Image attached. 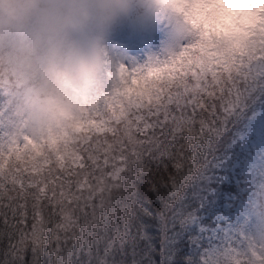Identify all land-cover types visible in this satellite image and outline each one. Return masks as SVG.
<instances>
[{
  "label": "snow or ice",
  "instance_id": "6c2138e0",
  "mask_svg": "<svg viewBox=\"0 0 264 264\" xmlns=\"http://www.w3.org/2000/svg\"><path fill=\"white\" fill-rule=\"evenodd\" d=\"M199 56L189 50L130 68L135 71L114 86L111 103L97 110V123L68 146L52 148L0 127V222L21 233V242L39 246L58 216L52 233L59 241L78 215L99 217L134 163L174 156L177 169L189 167L193 157L183 141L219 136L243 105L246 86L264 83V74L222 77ZM241 236L205 264H264V242Z\"/></svg>",
  "mask_w": 264,
  "mask_h": 264
},
{
  "label": "trees",
  "instance_id": "16d2710c",
  "mask_svg": "<svg viewBox=\"0 0 264 264\" xmlns=\"http://www.w3.org/2000/svg\"><path fill=\"white\" fill-rule=\"evenodd\" d=\"M214 48L200 61L218 75L254 78L264 74V25L255 31L244 52ZM4 50L7 55L0 52V111L3 101L16 93L25 96L32 107L33 98L21 90L24 79L18 74L20 70L13 64L10 50ZM246 87L251 90L243 105L219 136L193 144L189 135L183 141L193 157L189 167L177 169L174 156L145 157L134 163L99 217L78 215L61 240H53L52 233L60 222L58 216L51 218L39 246L21 242V233L0 222V264H197L192 254L195 233L188 226L190 218L210 214L212 208L223 204L229 191L247 204L264 199V188L254 186L253 171L244 173L237 182L231 178L227 182L222 176L231 174L230 164L241 151L239 134L249 117L264 108V83L257 79ZM50 128L64 129V136H50L38 143L65 147L76 136L70 138V129L62 124L52 123Z\"/></svg>",
  "mask_w": 264,
  "mask_h": 264
},
{
  "label": "clouds",
  "instance_id": "9594fccd",
  "mask_svg": "<svg viewBox=\"0 0 264 264\" xmlns=\"http://www.w3.org/2000/svg\"><path fill=\"white\" fill-rule=\"evenodd\" d=\"M139 0H0V47L18 70L35 74L47 95L32 99L36 118L53 122L59 101L79 109L97 89L108 37ZM151 11L167 10L205 40L244 52L264 25V0H143Z\"/></svg>",
  "mask_w": 264,
  "mask_h": 264
},
{
  "label": "rangeland",
  "instance_id": "374dc122",
  "mask_svg": "<svg viewBox=\"0 0 264 264\" xmlns=\"http://www.w3.org/2000/svg\"><path fill=\"white\" fill-rule=\"evenodd\" d=\"M107 43L102 78L96 91L81 108L73 107L70 100H61L58 115L62 116L50 123L41 122L31 104L25 102L27 98L16 93V97L6 96L8 100L3 101L0 127L42 142L49 140L50 136L61 139L64 129L52 130L50 127L52 123L62 124L70 129L69 137L73 138V135L97 123L93 120L97 110L101 105L111 103L114 86L135 71L130 68L163 63L189 50L199 51L198 59L201 60L203 55L209 54L211 47H215L214 50L224 48L218 40H205L198 34L189 33L182 20L171 12L159 8L154 11L146 9L143 0H139L129 16L117 23ZM4 49L0 47V52L7 55ZM18 74L24 79L21 90L31 96L29 99L38 91L47 95L31 71L20 70ZM239 140L241 151L230 164L231 174L222 175L224 180L229 182L231 178L237 182L244 173L253 171L254 186L264 188V108L249 117ZM210 214L188 220V226L195 233L192 254L197 258V264L211 261L229 242L236 245L242 239L241 234L257 243L264 242V199L260 203L247 204L238 194L229 191L223 204L212 208Z\"/></svg>",
  "mask_w": 264,
  "mask_h": 264
}]
</instances>
